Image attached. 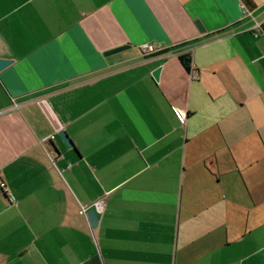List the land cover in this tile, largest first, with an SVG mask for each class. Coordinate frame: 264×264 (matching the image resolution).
<instances>
[{
  "label": "crops",
  "instance_id": "crops-1",
  "mask_svg": "<svg viewBox=\"0 0 264 264\" xmlns=\"http://www.w3.org/2000/svg\"><path fill=\"white\" fill-rule=\"evenodd\" d=\"M252 1L0 0V264H264Z\"/></svg>",
  "mask_w": 264,
  "mask_h": 264
},
{
  "label": "built area",
  "instance_id": "built-area-1",
  "mask_svg": "<svg viewBox=\"0 0 264 264\" xmlns=\"http://www.w3.org/2000/svg\"><path fill=\"white\" fill-rule=\"evenodd\" d=\"M140 49L145 54H153V53H157V52L161 51V47H159L157 45H151V44H145V45L141 46ZM178 113L180 114V116L182 118H184V119L186 118V113L179 112V111H178ZM0 187L3 190L7 189L6 184L2 181L0 182ZM7 196L10 197V194L7 193ZM105 208H106V199H105V197H102V198L98 199L97 201H95L94 203H92L91 205L81 206L80 215H83L89 219L88 213L90 211H95L97 213V215L99 216V215L103 214V212L105 211Z\"/></svg>",
  "mask_w": 264,
  "mask_h": 264
},
{
  "label": "water",
  "instance_id": "water-1",
  "mask_svg": "<svg viewBox=\"0 0 264 264\" xmlns=\"http://www.w3.org/2000/svg\"><path fill=\"white\" fill-rule=\"evenodd\" d=\"M200 30L202 32H204V28L203 26H201V24H198ZM130 46H124V47H121V48H117L115 50H112L110 52H107L105 55L106 56H110V55H114V54H117V53H120V52H123L127 49H129ZM11 61H6V60H1L0 59V71H2L3 69H5L6 67H8L9 65H11ZM157 77H159V72H157ZM61 137L62 139L64 140L66 146L68 148H72L74 146L73 142L70 140L69 136L66 134V133H61ZM88 217H89V220L91 222V225H92V228L93 229H96L99 225V216L97 215V213L95 211H90L88 213Z\"/></svg>",
  "mask_w": 264,
  "mask_h": 264
},
{
  "label": "trees",
  "instance_id": "trees-1",
  "mask_svg": "<svg viewBox=\"0 0 264 264\" xmlns=\"http://www.w3.org/2000/svg\"><path fill=\"white\" fill-rule=\"evenodd\" d=\"M242 1L248 9L251 10V9L255 8V4L253 3L252 0H242ZM261 28H262V31L264 32V25ZM180 59L182 60L185 69L187 71H191V58H190V56H184V57H181Z\"/></svg>",
  "mask_w": 264,
  "mask_h": 264
}]
</instances>
